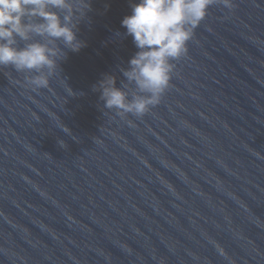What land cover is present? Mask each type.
Masks as SVG:
<instances>
[{
  "label": "water",
  "instance_id": "obj_1",
  "mask_svg": "<svg viewBox=\"0 0 264 264\" xmlns=\"http://www.w3.org/2000/svg\"><path fill=\"white\" fill-rule=\"evenodd\" d=\"M130 13L91 0L47 88L0 68V264H264V0L210 6L142 117L93 90Z\"/></svg>",
  "mask_w": 264,
  "mask_h": 264
},
{
  "label": "clouds",
  "instance_id": "obj_2",
  "mask_svg": "<svg viewBox=\"0 0 264 264\" xmlns=\"http://www.w3.org/2000/svg\"><path fill=\"white\" fill-rule=\"evenodd\" d=\"M214 4L232 9L234 0H130L131 13L121 27L138 50L121 69L120 86L111 73L93 85L103 108L142 117L159 104L173 62L187 53L194 30ZM90 10L91 0H0V68L31 74L25 79L33 90L47 88L68 51L86 45L78 32Z\"/></svg>",
  "mask_w": 264,
  "mask_h": 264
}]
</instances>
